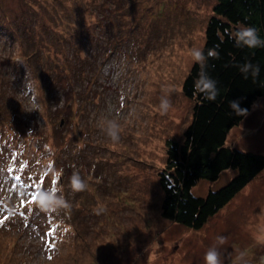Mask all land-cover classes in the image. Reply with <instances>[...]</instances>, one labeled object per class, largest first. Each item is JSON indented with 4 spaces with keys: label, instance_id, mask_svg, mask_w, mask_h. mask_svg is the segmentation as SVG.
Returning <instances> with one entry per match:
<instances>
[{
    "label": "rangeland",
    "instance_id": "374dc122",
    "mask_svg": "<svg viewBox=\"0 0 264 264\" xmlns=\"http://www.w3.org/2000/svg\"><path fill=\"white\" fill-rule=\"evenodd\" d=\"M214 4L0 0V264H204L213 245L222 264H264V170L199 230L160 213L166 142L179 143L191 120L181 86ZM105 117L119 123L118 141ZM226 146L264 153V98ZM74 171L81 191L71 189ZM50 187L62 189L68 212L36 207Z\"/></svg>",
    "mask_w": 264,
    "mask_h": 264
},
{
    "label": "trees",
    "instance_id": "16d2710c",
    "mask_svg": "<svg viewBox=\"0 0 264 264\" xmlns=\"http://www.w3.org/2000/svg\"><path fill=\"white\" fill-rule=\"evenodd\" d=\"M238 24L255 27L264 37V0H215L201 50L219 52L218 58H208L207 69L218 81L219 94L210 101L194 90L200 67L193 62L181 86L184 97L193 103L191 120L179 143L166 142L165 166L158 174L162 218L193 230L202 228L264 170V153L226 146L229 131L241 123L259 98H264V48L235 47L230 34ZM43 46V51H50L51 47ZM245 60L260 64L258 77L245 79L239 72L236 65ZM230 100H237L242 110L232 109ZM3 137L0 134V141ZM227 170L234 175L222 187L203 197L191 193L198 182L214 183Z\"/></svg>",
    "mask_w": 264,
    "mask_h": 264
},
{
    "label": "clouds",
    "instance_id": "9594fccd",
    "mask_svg": "<svg viewBox=\"0 0 264 264\" xmlns=\"http://www.w3.org/2000/svg\"><path fill=\"white\" fill-rule=\"evenodd\" d=\"M230 38L234 42V46L237 48H247L249 50L264 48V37L259 35V30L255 27L238 24L237 27L231 32ZM194 60L199 64L200 70L196 79L193 82L194 90L202 93L207 100H216L219 94L218 81L213 78L208 69V58L209 57H219V52L212 49L205 53L201 49H195L192 53ZM239 72L243 75L245 79H248L249 75L252 78L259 76L261 72V66L259 63H253L251 60H245L242 64H237ZM36 103V101H32ZM229 105L232 109L237 112L241 111L239 107V102L237 100H230ZM160 108L163 111H167L170 106L169 98L162 97L160 99ZM37 110L35 108L28 110ZM120 125L115 119L108 117L104 118L103 131L108 137L113 141H118L120 139L119 133ZM46 150L49 151L48 146L45 145ZM41 160L43 165L47 166V160L41 155ZM59 175V173H57ZM71 189L76 191H81L85 188V181L82 179L79 171H74L70 177ZM36 207L39 211L44 213H57L68 212L71 208V204L68 199H66L62 189L58 187H50L43 189L36 195ZM220 243H223L224 237L220 236L217 238ZM220 252L218 248L213 245L208 248L204 253V264H222L220 259Z\"/></svg>",
    "mask_w": 264,
    "mask_h": 264
},
{
    "label": "crops",
    "instance_id": "0c3cea01",
    "mask_svg": "<svg viewBox=\"0 0 264 264\" xmlns=\"http://www.w3.org/2000/svg\"><path fill=\"white\" fill-rule=\"evenodd\" d=\"M258 101V100H257ZM257 101L254 103V105H253V107H252V109L251 110H253L254 109V107L256 106V103H257Z\"/></svg>",
    "mask_w": 264,
    "mask_h": 264
},
{
    "label": "snow or ice",
    "instance_id": "6c2138e0",
    "mask_svg": "<svg viewBox=\"0 0 264 264\" xmlns=\"http://www.w3.org/2000/svg\"><path fill=\"white\" fill-rule=\"evenodd\" d=\"M33 199H35V198H33Z\"/></svg>",
    "mask_w": 264,
    "mask_h": 264
}]
</instances>
